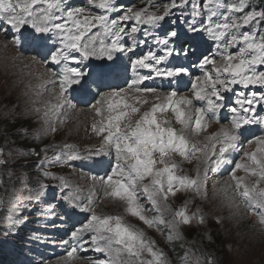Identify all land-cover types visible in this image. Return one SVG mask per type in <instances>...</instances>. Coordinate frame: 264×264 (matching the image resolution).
Segmentation results:
<instances>
[{"label":"snow or ice","instance_id":"6c2138e0","mask_svg":"<svg viewBox=\"0 0 264 264\" xmlns=\"http://www.w3.org/2000/svg\"><path fill=\"white\" fill-rule=\"evenodd\" d=\"M186 3L187 0H182ZM204 7L210 13L209 23L204 29L209 37L218 43L222 42L223 51L219 52V59L215 56H205L200 67L203 75L198 77L192 84L193 96L196 100L205 101L206 108H195L194 124L193 110L190 107L192 101L187 98L173 99L177 93L170 92L164 99L166 104H154L149 111L141 112V108L136 105L147 104L148 100L141 101L134 98L135 103L129 104L126 101L128 96L122 93L141 92L138 87L143 81L151 79V75H137L128 85L127 89L102 96L96 101L95 116L98 118L91 126L92 131L102 137L101 148L97 149L95 155L102 152H114L115 164L111 168V173L106 178H101V183L105 186V196L119 198L126 206V212L139 219L148 228H155L169 245L173 242H181L180 247L185 248V236L182 226H190L193 223L203 225L205 218L199 211L188 214L187 209H180L172 213L171 218H167L171 211L167 203L170 195L174 196L176 191L192 190L196 195L202 193L206 198V177L207 167L203 170L205 178L200 177L201 169H197L195 178L189 176H177L175 174L176 164L171 163L167 157L171 154H178L184 159L195 157L203 158L205 164L212 161L216 167H211V171H217L220 164L224 163V154L229 149H235L241 138V129L245 125L260 124L264 126V117L254 119L257 104H264V93L252 92L245 94L243 91L236 93L234 104L229 110L234 114L230 126L222 129L220 139L209 137L211 144L203 147L190 143L183 135L168 125L167 120L157 119L158 112L171 111L175 116V121L184 127V130L202 131L204 129V116L207 112H218L224 101V92L232 91V86L241 85L243 88L249 86L264 87V33L253 35L250 33H240L239 29L249 25L252 21L264 20V12H247L238 19L225 17L223 22L212 24V16L216 15L215 9L226 7L228 13L242 12L245 8L246 0H239V4L231 3L224 5L221 0H203ZM87 4L93 8L101 9L103 13L117 11L114 0H87ZM175 0L170 6H166L162 14L149 11L148 7L137 11L127 9L118 19L110 20L106 14L97 15L85 7H70L65 9L64 0H0V22L7 24L16 32L28 26L36 33H51L59 42V47L51 53V63L60 65L59 72H52L47 79H42L36 85L33 95L38 99L32 100V107L26 109L25 115L34 112L40 116L44 127L37 129L33 133H28L22 125L17 132H20L21 139H28L29 136L40 138V134H47L49 131L55 132L54 124L64 115L65 107H71L66 93L73 85L81 83L83 77L87 75L80 67L70 66L83 64L89 58L112 60L115 52L124 51L120 44L125 28L123 22L135 21L137 25L148 24L157 26L166 16L170 14V8L175 7ZM151 7V0H149ZM60 13V15H57ZM62 20V23L56 21ZM230 21V22H229ZM103 29L104 35L111 36L110 44H105L103 40H97L100 36L89 35L93 28ZM195 27H190V31H197ZM132 33L138 31L137 27L132 28ZM176 31L167 33V38L158 40L157 43L164 46L166 55L157 57L152 53L144 55L132 61V69L135 73L137 69H147L149 73L156 76L176 77L187 70L183 67L174 69H161L156 67L172 55L174 49L169 47V41L177 37ZM19 44V41H16ZM237 48L235 52L229 49ZM73 53H78L77 59ZM63 62V63H62ZM211 65V69H208ZM55 77L56 79H53ZM58 84L59 92L51 99H44V93L48 91V85L56 88ZM143 91L154 92L155 89L146 88ZM37 104L42 107L36 106ZM7 115V114H5ZM132 117H136L132 120ZM127 121V123H125ZM7 126H0V136L6 141L10 137ZM249 144L255 143L258 147L254 152L245 153L246 163H236L231 171L232 183L229 185L231 195H227L228 189H224L225 198L229 206H234L237 211L243 207L249 214L257 217L259 231L264 233V136L249 140ZM217 144L220 145L217 155ZM73 146L65 144L63 153L68 160H77L79 153L72 150ZM17 156H29L36 154L35 149L29 147L26 151L15 149ZM47 152V149H41ZM9 158L13 153L9 152ZM158 155V159H157ZM215 157L213 161L212 158ZM49 158L47 156L41 161L39 167L47 166ZM9 160L5 159L4 150L0 148V166H5ZM159 165V166H158ZM241 170L245 176H237L236 171ZM12 175L11 172L8 173ZM44 177L55 179L51 173L44 172ZM251 178V179H249ZM23 179V176H21ZM95 179V178H93ZM63 184V179L61 178ZM66 186V185H65ZM143 193L151 209L146 208L140 201L137 188ZM46 185L40 183L39 189H34L36 196L43 195ZM23 206L19 200L16 202ZM3 200L0 199V205ZM16 206V204H14ZM78 205L73 204V207ZM81 208V211H87ZM147 213H151L150 215ZM233 215H236L234 213ZM220 224L221 219L216 221ZM166 230V231H165ZM84 232L92 233L91 243L93 250L103 253L105 260H98L95 264H170L164 251L157 247L156 242L145 236L143 231L123 222L120 216H98L93 214L87 223L81 228H77L71 234L72 241H78ZM239 240L233 241L229 245V251L241 245L244 235L237 233ZM68 243V241H64ZM76 248L73 247L68 252L72 257ZM179 264H224L214 257L201 254L198 249L194 250L190 245L185 248L184 254L178 256Z\"/></svg>","mask_w":264,"mask_h":264},{"label":"rangeland","instance_id":"374dc122","mask_svg":"<svg viewBox=\"0 0 264 264\" xmlns=\"http://www.w3.org/2000/svg\"><path fill=\"white\" fill-rule=\"evenodd\" d=\"M253 2L252 0H246L243 11L250 7ZM221 3L224 5L231 3L239 4L236 0H221ZM172 4L173 0H151V7H149V0H114V5L118 10L112 13H103L101 9L88 5L87 0H64L65 9L70 7H85L97 15H108L110 20L118 19L127 9L137 11L148 7L149 11L162 14L164 8ZM175 4V7L170 8V14L155 27L148 24L137 25L132 20L123 22L122 26L125 28V32L122 34L120 44L125 50L115 52L112 60H108L107 58L96 59L93 57L84 61L82 66L87 73L85 77L98 72L102 68V65L112 64L121 55L127 57L141 55L143 57L152 53L157 57L165 56L166 49L163 45L157 43V41L166 39L167 31H173L169 20L170 18L175 19L173 8L179 11H183L184 8L190 9L192 10V15L205 12L207 19L210 15L204 7L203 0H187L186 3H183L182 0H175ZM189 5H196V8H192ZM252 6L255 9L258 8V11H260L262 4L256 3ZM220 9L222 12L225 10V14L230 20L238 19L241 17L240 13H243V11L228 13L226 7L215 9L216 15L214 16L213 24L218 21L222 22V18H219L220 14L218 13ZM251 11L253 10L250 9L248 12ZM57 15H60V13H57ZM182 16L187 17V13L183 12ZM56 22L62 23L63 21L59 20ZM258 22L264 24V20H257L256 23ZM0 25H2V22H0ZM205 25L206 23L202 28L204 35L203 29ZM4 26H1L3 31H0V126H7V130L11 135L7 141L0 136V148L4 150L5 159L9 160L7 165L0 166V199L3 200V204L0 205V264H95L98 260H105L106 257L103 253L93 250L91 243L92 233L84 232L78 241H72L71 239L72 232L87 223L93 214L101 217L120 216L124 223L143 231L147 238L155 241L157 247L164 251L170 264H179L177 257L182 256L185 248L189 245L194 250L198 249L201 254L214 257L218 261L224 262V264H264V233L259 231L260 226L257 223V217L249 214L247 209L243 207L237 211L234 206H229V202L225 198L224 189H228L227 195L230 196L232 194L229 188V185L232 183V170L228 172L224 171L223 168L221 174L219 171L213 172L210 169L211 167H216V165L212 161L205 164L202 157L200 159L192 157L186 160L178 154H171L166 158L171 163L176 164L177 167L174 171L177 176L195 178L197 169L199 168L201 169L200 177L203 180L205 178L203 170L206 167L209 169L205 181L206 198L203 193L198 196L192 190H180L176 191L174 196L170 195L167 201L171 209L167 218H171L172 213L175 211L185 208L189 215L199 211L205 218L203 225L193 223L190 226H182V232L186 240L185 248L180 247L181 242L179 241L173 242V245H169L164 236L157 232L155 228H148L139 219L130 216L126 212L124 202L120 201L119 198L105 196V186L101 183V178H106L111 173V168L115 164V153L102 152L100 155L94 154L97 149L101 148L102 144V137L97 136L91 129L92 124L98 119L95 116L94 106L96 105V101L102 96L126 88L106 90L96 97L95 101L88 107L76 108L70 102L71 107L66 106L64 115L60 117V120L64 122L60 123L59 120L55 122V132L41 133L39 139H36L34 136H29L28 139H21L22 134L16 130L20 129L22 125L28 133H33L35 130L44 127L43 121L38 114L29 112L25 115V111L32 107V100L38 99L33 95L36 85L41 83L43 78H49L51 73L54 72L50 66L40 64L33 57L24 54L22 49L23 42L30 41L32 38L38 41L48 39L55 46V50L60 45L51 33H36L34 29L28 26L23 27L20 32H16L7 24L5 28ZM133 27H137L138 31L132 33ZM98 32L100 36L96 42L97 46H99L100 40H103L106 45L111 43V36L104 35L101 28H93L89 35H96ZM239 32L258 36L264 33V27L257 26L251 22L249 25L240 28ZM16 41H19V44ZM170 42L171 40L169 44ZM229 51L231 50L229 49ZM73 55L77 59H80L78 53H73ZM261 70H264V66H261ZM31 73H33V76H31ZM52 78L56 79L55 77ZM47 87L50 90L48 89L49 91L44 93L43 98L46 100L51 99L59 92L58 84L56 88H53L51 85ZM232 89L236 90V93L243 91L246 94L247 90L248 94L252 92L258 95L264 93V87L259 86L250 85L249 88H243L241 85H234ZM227 93L229 94L230 91L224 92L223 96ZM122 95L129 97L126 101L129 104L135 103L134 98H139L141 101L148 100L147 104L136 105L141 108V112L149 111L155 104L152 100L153 96H145L144 93L132 92L122 93ZM191 95L193 96V94ZM66 96L68 99L67 93ZM180 98H184V96L178 97L176 100ZM161 99L164 104L167 103L163 97ZM257 105L264 111V104ZM36 106L42 107L40 104ZM156 115L159 120H167V126L174 128L177 133L183 134L190 143H195L199 147L211 144V141L208 140L209 135L206 137L202 136L201 132L184 130L182 125L176 123L175 116L171 111L158 112ZM131 119L135 120L136 117H132ZM219 130L220 126L216 127L210 136L218 134ZM258 134L256 137L264 136V132ZM256 137H253V141ZM65 144L72 145V150L78 152L80 158L68 160L63 155L66 151L64 149ZM29 147L34 148L36 154L23 157L15 154V149L26 151ZM257 147L255 143L249 144L248 142L244 143L239 140L237 148L229 149L224 154V157L229 153L232 155L234 152L237 154V158L240 155L238 163H246L247 161L244 159L245 153L254 152ZM41 149H47V152H43ZM9 152L13 153L12 158H9ZM45 156L49 160L47 166L41 168L39 165ZM212 160L214 161L215 157ZM233 162L235 160H231V164ZM235 164H233L234 168ZM9 172L12 173L11 176L8 175ZM44 172L51 173L55 179H46L43 175ZM236 175L238 177L245 176V173L237 170ZM21 176H23V179H21ZM61 178L63 179V184L61 183ZM40 183L45 184L46 188L43 195L36 196L32 190L39 189ZM137 192L144 206L151 209V205L147 202L143 193L140 192L139 187L137 188ZM18 200L23 206L16 203ZM52 203L53 205H51ZM73 204L78 206L73 207ZM81 208H87L88 210L81 211ZM28 213L38 218L34 223V227H41L43 230L27 232L29 237L24 238L22 233L18 232L17 229H19V225L23 227L26 225L23 223V219ZM59 213L61 215L67 213V216L73 219L72 221L68 219L70 233L63 240L62 238L58 240V243L55 241L53 245L56 247L50 249L48 245L52 244H47L49 241L43 242L41 237L43 235L54 239L52 235H48L49 233L45 235L44 229H48L49 231L54 229V227L48 225L49 220L47 219L53 218ZM234 213L236 215H233ZM147 214L150 215L151 213ZM217 219H221L222 222L218 224L216 222ZM237 233L243 234L244 240L241 245L229 251V245L233 241L239 240ZM13 235L17 238H14ZM33 237L39 238L33 239ZM55 237L59 238L58 236ZM64 241H68V243H64ZM70 247L76 248L72 257L68 256ZM55 249H59L58 251L61 253L66 251V253L56 256ZM50 255H54L55 258H49Z\"/></svg>","mask_w":264,"mask_h":264},{"label":"bare ground","instance_id":"6f19581e","mask_svg":"<svg viewBox=\"0 0 264 264\" xmlns=\"http://www.w3.org/2000/svg\"><path fill=\"white\" fill-rule=\"evenodd\" d=\"M5 51H6V50H5ZM8 56H9V55H8ZM2 57H3V56H2ZM12 58H13V57H12ZM4 59H6V58H4ZM8 59H9V58H8ZM25 60H26V59H25ZM25 60H24V61H25ZM24 61H22V62H24ZM28 61H29V59H28ZM2 62H3V61H2ZM8 62H9V61H8ZM10 62H11V61H10ZM28 63H29V62H28ZM8 64H9V63H8ZM19 64H20V63H19ZM4 68H6V67H4ZM29 68H30V67H29ZM13 69H14V68H13ZM21 69H22V68H21ZM31 69H32V68H31ZM35 69H36V68H35ZM17 70H18V69H17ZM29 70H30V69H29ZM30 71H31V70H30ZM17 72H18V71H17ZM38 72H39V71H38ZM13 73H14V72H13ZM28 73H29V72H28ZM34 73H35V72H34ZM41 73H43V72H41ZM15 74H16V73H15ZM32 74H33V73H31V76H33ZM31 76H30V77H31ZM40 77H41V76H40ZM24 78H25V77H24ZM27 78H28V77H27ZM37 78H39V77H37ZM43 79H44V78H43ZM31 80H32V79H31ZM33 81H34V80H33ZM29 82H30V81H29ZM25 83H26V82H25ZM168 83H169L168 81H166V80L164 81V84H168ZM32 85H33V84H32ZM34 86H35V85H34ZM29 87H30V86H29ZM32 87H33V86H32ZM27 88H28V87H27ZM48 89H49V88H48ZM51 89H53V88H51ZM49 90H50V89H49ZM49 90H48V91H49ZM32 96H33V95H32ZM35 100H36V99H35ZM193 105H194V107L192 108V110L196 107V104H195V103H193ZM203 105L205 106L206 104L204 103ZM222 124H223V123H222ZM222 129H224V128H221L220 132L222 131ZM56 218H57V219L59 218L60 220H62V218H61L60 216H58V215L56 216ZM234 260H235V258H234ZM49 261H50V260H49ZM239 261H240V260H239ZM246 261H247V260H246ZM246 261H245V262H246ZM42 263H43V262H42ZM50 263H51V262H50ZM239 263H240V262H239ZM242 263H243V262H242ZM246 263H247V262H246ZM55 264H56V263H55ZM81 264H82V263H81Z\"/></svg>","mask_w":264,"mask_h":264}]
</instances>
